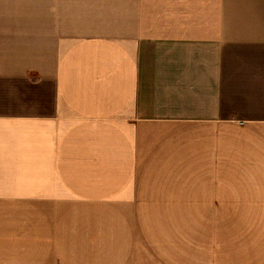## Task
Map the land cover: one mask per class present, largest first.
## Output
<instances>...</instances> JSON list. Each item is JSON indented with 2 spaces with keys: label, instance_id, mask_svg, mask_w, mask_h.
<instances>
[{
  "label": "crops",
  "instance_id": "0c3cea01",
  "mask_svg": "<svg viewBox=\"0 0 264 264\" xmlns=\"http://www.w3.org/2000/svg\"><path fill=\"white\" fill-rule=\"evenodd\" d=\"M0 264H264V0H0Z\"/></svg>",
  "mask_w": 264,
  "mask_h": 264
}]
</instances>
